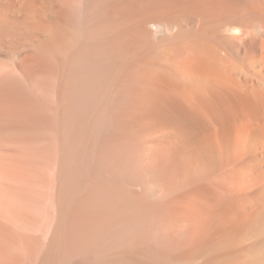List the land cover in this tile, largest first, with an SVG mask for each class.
<instances>
[{
	"label": "bare ground",
	"instance_id": "obj_1",
	"mask_svg": "<svg viewBox=\"0 0 264 264\" xmlns=\"http://www.w3.org/2000/svg\"><path fill=\"white\" fill-rule=\"evenodd\" d=\"M1 103L0 264H264V0H0Z\"/></svg>",
	"mask_w": 264,
	"mask_h": 264
},
{
	"label": "rangeland",
	"instance_id": "obj_2",
	"mask_svg": "<svg viewBox=\"0 0 264 264\" xmlns=\"http://www.w3.org/2000/svg\"><path fill=\"white\" fill-rule=\"evenodd\" d=\"M0 109H11V104L1 103ZM32 117L38 119L43 128H48L45 123L46 120L42 116L38 117V115H32ZM33 140L24 138L5 139L0 137V154H4L5 156L4 159L0 161V222L4 221L5 217L14 216L13 218L20 225L23 227H31L29 228L30 231L34 228L37 230L35 233L39 234L41 231L40 224L47 214L46 211H48L50 207L47 205H50V201L47 197H44V193L47 192V190L37 185L36 176H34V172L37 173V171H33V169L30 168L31 166L23 162L25 160L20 157L23 156V153H26V149L28 152L35 146L37 142ZM8 156H10L9 159ZM29 170L33 171V173Z\"/></svg>",
	"mask_w": 264,
	"mask_h": 264
}]
</instances>
